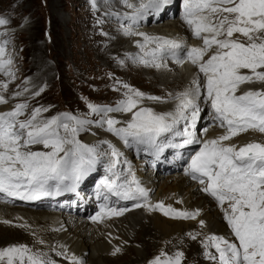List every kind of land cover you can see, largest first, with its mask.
Returning a JSON list of instances; mask_svg holds the SVG:
<instances>
[{
    "label": "snow or ice",
    "instance_id": "6c2138e0",
    "mask_svg": "<svg viewBox=\"0 0 264 264\" xmlns=\"http://www.w3.org/2000/svg\"><path fill=\"white\" fill-rule=\"evenodd\" d=\"M123 3L132 9L131 15L124 14L130 21L123 28L124 34L139 36L143 41L137 42L141 54L128 59L160 69L171 57L181 66L190 62L204 79L203 83L199 78L193 79V88L176 94L175 109L169 112H156L142 106L144 100L165 103L166 98L147 95L122 83L123 99L115 107L88 104L91 113L102 117L97 126H106L105 130L126 147L135 148L137 152L144 150L155 157L166 148L182 149L201 144L202 147L190 157L185 174L202 185V191L218 203L234 236V240L216 234L206 237L203 246L214 249L215 254L206 251L205 255L215 264H264V143L251 142L243 146L225 143L249 130L264 134V88L240 91L242 85L264 84V0H183L182 19L202 41L201 47H189L167 37L134 30L133 26L145 16L165 10L171 0H140L138 5L123 0ZM92 4L95 7L96 0H92ZM8 23V19L0 17V26ZM6 44L7 41L0 45V73L13 79V62L5 58ZM150 45L155 47L150 48ZM181 51L183 55H180ZM119 63L123 65L124 61ZM8 87V82L0 83V104L8 103L3 94ZM43 90L41 88L34 95L39 96ZM201 97H204V103L210 104L214 119L219 121L220 127L226 128V134L206 141L197 137L195 127L202 110ZM48 110L36 107L29 111L27 103H17L12 110L0 112V194L4 197L34 201L75 191L79 182L95 170L102 157L107 156L105 171L110 175H106L100 185L112 195L136 201L134 207L137 208L159 210L172 219L194 220L200 215L199 210L178 211L163 202L152 205L148 190L132 172L130 164L127 175L116 170L123 153L115 145L104 141L109 151L102 152L97 146L78 139L90 121L67 113L43 118V113ZM111 113L131 114V118L122 122L112 118ZM181 122L184 127L178 130ZM122 123L125 126H118ZM167 134H171V139H162ZM177 137L180 138L178 142ZM36 145L49 150H32ZM124 163L129 162L125 159ZM107 199L105 195V201ZM129 210L127 207H110L105 202L92 220L119 217ZM200 226H205L203 220ZM189 235L193 240L197 238L195 234ZM120 251L116 248L112 254ZM183 259L184 253L177 252L163 261L156 257L152 264H182ZM71 260L72 264H84L75 256ZM0 264L56 262L45 253L19 245L0 250Z\"/></svg>",
    "mask_w": 264,
    "mask_h": 264
},
{
    "label": "bare ground",
    "instance_id": "6f19581e",
    "mask_svg": "<svg viewBox=\"0 0 264 264\" xmlns=\"http://www.w3.org/2000/svg\"><path fill=\"white\" fill-rule=\"evenodd\" d=\"M106 1L102 2L101 5L97 1L98 3L96 4L98 6L96 16L99 15L102 17V21H105L103 25L108 24L111 26L108 20H111V17H116L115 21H126L128 22L126 23L128 26L130 21L124 18V14L128 13L131 15L132 9L127 8L123 0H110L109 3ZM130 2L138 5L140 0H130ZM112 12L116 15L113 16ZM173 18L176 19L177 16L165 14L163 18L155 21L154 14H149L138 25L133 27L134 30L147 33L150 36L167 37L187 45V40L189 41L191 39L192 32L180 25ZM5 27H9V25ZM124 27L117 24L114 32L107 33L106 44L109 43L110 38L111 44L104 46L106 47L105 49H99L98 53L100 55L108 51L111 55L116 54L118 57L121 56L126 60L129 56L141 54L140 49L137 47V42H143L142 38L139 36H126L123 30ZM2 28H0V45H3L5 41L9 42L8 36L14 34L2 31ZM95 34H97V30ZM99 37L104 38V35H99ZM195 42L198 46H202L201 40L196 39ZM96 43H99V41H96ZM149 47H155V45H150ZM165 62L169 63L168 61H164L165 66L160 69L145 67L140 64L133 65L139 71L143 70L152 74L154 76L153 79L158 80L157 86L162 87V94H145L164 97L167 100L165 104L150 100L143 101L142 104L143 107L152 108L156 112L173 111L176 106V101L174 100L175 95L186 89L193 88V79L199 78L202 83L204 79L203 74L199 73L196 67L193 68L186 64L183 66L172 65L170 63L167 66ZM126 66L128 67L130 65L128 64ZM150 74L145 73L144 75L149 78L151 77ZM3 75V73H0V81H6ZM262 88H264V84H246L241 86L240 91L243 92L248 89L260 90ZM8 90H11V88H8L3 94L5 95ZM169 93L172 95L169 96ZM116 94L120 95L115 99L123 95L121 92ZM203 101L204 98L201 97L202 110L198 118H200V126L208 130L207 137H220L226 134L224 130L209 128L208 125L212 121L205 119V113L208 112L209 107ZM9 110L12 109L8 107L0 108V112H7ZM110 116L122 122H127L131 118V114L124 113H111ZM97 118L99 119L100 116L93 114L91 119L96 120ZM203 120L205 121L202 122ZM182 125L181 122L177 126L178 130L182 128ZM118 126L122 127L125 124L122 123ZM105 129L106 126H96V128L89 129L88 125H85L84 129L79 133L78 139L80 141L82 140L81 142L84 144L97 146L102 152L109 151L107 144L103 143L104 141H109L115 145L123 153L121 164L117 166L116 170L122 171L127 175L130 164L132 172L135 173V176L140 180L142 186L148 190L152 205L163 202L165 206H171L178 211L194 212L199 210L200 215L194 220L172 219L165 216L159 210L149 211L147 208L141 207L129 212L123 218L113 219L103 225H94L89 224L82 215L73 216L68 213L61 214V211V213L59 211H43L44 213L29 211L23 209L24 207L30 208L28 206L12 208L11 206L20 205H17L15 202L4 203L0 201V250L6 248L10 244V241H24V245L34 243L41 245L42 247L36 252L47 254L56 264H72L71 257L73 256L82 260L84 264H87V258H89L88 264H107L113 261L116 262L115 264H119L118 257L120 254L122 258L129 257V255L133 258L131 261H126L127 263L125 264H145L146 260L150 257L153 259L148 264H152L156 257H160L163 261L167 257L174 256L177 252L184 253L182 264L186 261L192 262L193 264H215L214 261L205 255L206 251H212L214 253V249H205L203 246L206 237L216 234L234 240L231 229L224 219V212L217 202L205 196L201 192L200 187L191 183L184 176V171H174L173 174L166 176L163 171H157L149 160L135 159V155H132L129 151L131 148L126 147L120 139ZM169 135L167 134L166 137ZM166 137L163 138L166 139ZM251 142L264 143V134L249 130L233 137L230 141H225L226 144L236 146H243ZM36 149V151L49 150L44 149L42 145L37 146ZM108 159L107 156L102 157V162L96 165L93 173L99 172L100 175L101 173L102 175L109 174L105 171V165ZM125 159L129 163H124ZM87 202L93 205L92 202ZM134 204L123 207L132 208ZM44 206L41 203L35 204L31 208H41ZM118 206L122 207L120 205ZM201 220L205 222L204 227L200 226ZM5 221L8 223H5ZM190 233L195 234L197 238L193 240L189 235ZM41 240L43 243H39ZM169 243L172 244V247L170 246L172 250L171 252H166L165 247ZM135 244H140V246L141 244L144 245L147 249L145 251L148 256L141 254L139 247L133 248ZM116 248H119L121 251L113 255L112 253ZM57 253H65L66 255H57Z\"/></svg>",
    "mask_w": 264,
    "mask_h": 264
},
{
    "label": "rangeland",
    "instance_id": "374dc122",
    "mask_svg": "<svg viewBox=\"0 0 264 264\" xmlns=\"http://www.w3.org/2000/svg\"><path fill=\"white\" fill-rule=\"evenodd\" d=\"M104 1L96 0V4L101 5ZM97 10L98 6L93 7L92 0H0V17L9 20V27L0 28L2 31L14 33L8 36L5 58L12 60L11 70L16 76L9 79L3 75L6 81L0 83L8 82V88L11 90L4 95L8 103L0 104V108L12 109L17 103H27L29 111L32 108L45 107L49 110L43 113V118L67 113L90 121L91 123L86 125L93 129L101 120V116L92 120L93 113L88 104L115 107L117 102L123 99V95L115 99L120 95L116 93L123 94L125 91L117 85L129 83L128 85L144 93L162 94V87L157 86L158 80L153 79L152 74L139 71L133 66L138 63H133L129 59L124 60L116 54L113 56L108 51L101 53L102 55L98 53L99 49H105L104 46L111 44V38L106 44L107 33L114 32L117 24L126 27L128 22L115 21L116 17H111L112 19L108 20L111 26L108 24L104 26L105 21H102V17L96 16ZM112 15L116 14L112 12ZM173 19L178 21L177 18ZM98 34L104 35V38H100ZM121 60L124 61L123 65L119 63ZM128 64L133 67H127ZM145 73L151 77H146ZM25 88L28 91H24ZM41 88L44 89L41 94L34 95ZM17 92L22 94L17 97L15 95ZM37 146L39 145L34 146L32 150L36 151ZM46 208L23 209L44 213L49 211H46ZM18 242L10 241L7 247L24 245V241ZM26 245L33 252L42 247L37 243ZM170 246L172 247V244L169 243L165 247L166 252H171ZM135 247H139L141 254L147 255L144 245L135 244L133 248ZM118 258L119 264H125L126 261L133 259L130 255L122 258L121 254ZM152 259L148 258L145 264ZM86 260L88 264L89 258ZM115 263L113 261L107 264ZM191 263L186 261L184 264Z\"/></svg>",
    "mask_w": 264,
    "mask_h": 264
}]
</instances>
